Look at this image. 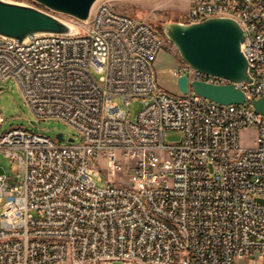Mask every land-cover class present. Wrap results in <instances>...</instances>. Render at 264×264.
Returning a JSON list of instances; mask_svg holds the SVG:
<instances>
[{
	"label": "built area",
	"instance_id": "obj_1",
	"mask_svg": "<svg viewBox=\"0 0 264 264\" xmlns=\"http://www.w3.org/2000/svg\"><path fill=\"white\" fill-rule=\"evenodd\" d=\"M225 9L244 31L243 104L192 91L194 80L232 81L184 61L171 74L187 76V92L158 86L166 36L108 1L86 19L67 14L81 21L78 35H0V80H15L39 119H68L80 137L0 135V153L19 162L17 175L0 170V264H264V114L251 103L264 97V0H190L184 22ZM133 99L143 101L134 118L120 104ZM246 128L256 130L250 147ZM170 129L181 136L166 143ZM119 173L133 184L108 178Z\"/></svg>",
	"mask_w": 264,
	"mask_h": 264
},
{
	"label": "water",
	"instance_id": "obj_2",
	"mask_svg": "<svg viewBox=\"0 0 264 264\" xmlns=\"http://www.w3.org/2000/svg\"><path fill=\"white\" fill-rule=\"evenodd\" d=\"M50 9L86 19L96 0H36ZM165 36L175 45L181 59L191 67L224 77L232 83L215 84L202 80L191 82V89L219 104H243L245 93L235 82H252L248 58L242 51L244 31L237 19L229 16L208 17L196 22L171 21L163 26ZM81 28L64 18L32 4L0 0V35L27 42L44 34L74 36ZM1 83V80H0ZM179 91H188L186 75L177 79ZM264 114V97L251 101ZM60 141L62 132L57 133ZM69 140H73L70 138ZM264 203V199H261Z\"/></svg>",
	"mask_w": 264,
	"mask_h": 264
},
{
	"label": "rangeland",
	"instance_id": "obj_3",
	"mask_svg": "<svg viewBox=\"0 0 264 264\" xmlns=\"http://www.w3.org/2000/svg\"><path fill=\"white\" fill-rule=\"evenodd\" d=\"M100 1H108L117 10L144 19L152 25L157 27L161 26L162 28L167 22H184L190 3V0H96L94 4ZM53 14L73 22L79 27L82 25L81 21L75 17L60 12H55ZM182 62L183 60L177 48L166 37L153 63L154 78L157 85L169 92L180 94L177 87V79L171 74V69ZM120 104L122 108L127 110V113L132 118L136 117L143 107V101L141 99H133L128 104L120 101ZM0 106L1 113L5 118V122L0 126V135L12 128L23 127L45 133L50 137H54L57 133L62 132L66 138L75 136L77 140L80 139L77 131L62 119H39L26 103L18 83L13 79L3 80L0 83ZM180 136V131L170 129L167 131L165 142H176L179 140ZM240 137L243 146H253L256 140V130L254 128L242 129L240 131ZM98 162L102 165L104 170L100 171L102 180H98L97 177H95V180L98 186H104L106 184L107 169L104 161L99 160ZM0 170L8 174L17 175L19 173V162L0 153ZM124 177H126V181L130 185L133 184V175H128V177L123 173H119L117 177L108 175L110 180H116L118 182ZM114 264L123 263L115 262ZM235 264H248V262L246 260H241Z\"/></svg>",
	"mask_w": 264,
	"mask_h": 264
},
{
	"label": "bare ground",
	"instance_id": "obj_4",
	"mask_svg": "<svg viewBox=\"0 0 264 264\" xmlns=\"http://www.w3.org/2000/svg\"><path fill=\"white\" fill-rule=\"evenodd\" d=\"M225 16H234V9H225ZM68 123V119H62Z\"/></svg>",
	"mask_w": 264,
	"mask_h": 264
},
{
	"label": "trees",
	"instance_id": "obj_5",
	"mask_svg": "<svg viewBox=\"0 0 264 264\" xmlns=\"http://www.w3.org/2000/svg\"><path fill=\"white\" fill-rule=\"evenodd\" d=\"M159 30L164 34L163 28L161 26L158 27ZM165 35V34H164Z\"/></svg>",
	"mask_w": 264,
	"mask_h": 264
},
{
	"label": "crops",
	"instance_id": "obj_6",
	"mask_svg": "<svg viewBox=\"0 0 264 264\" xmlns=\"http://www.w3.org/2000/svg\"><path fill=\"white\" fill-rule=\"evenodd\" d=\"M171 88H173V87H171Z\"/></svg>",
	"mask_w": 264,
	"mask_h": 264
}]
</instances>
